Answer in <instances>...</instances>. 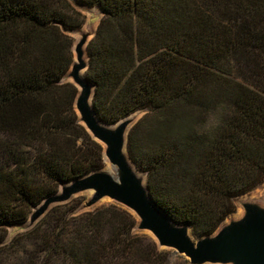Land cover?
Returning a JSON list of instances; mask_svg holds the SVG:
<instances>
[{
	"label": "trees",
	"instance_id": "obj_1",
	"mask_svg": "<svg viewBox=\"0 0 264 264\" xmlns=\"http://www.w3.org/2000/svg\"><path fill=\"white\" fill-rule=\"evenodd\" d=\"M89 8L93 109L107 124L143 113L126 148L159 209L211 235L264 182V0H0V264H189L115 202L55 205L7 242L105 165L64 78Z\"/></svg>",
	"mask_w": 264,
	"mask_h": 264
},
{
	"label": "water",
	"instance_id": "obj_2",
	"mask_svg": "<svg viewBox=\"0 0 264 264\" xmlns=\"http://www.w3.org/2000/svg\"><path fill=\"white\" fill-rule=\"evenodd\" d=\"M74 33L80 38L73 42V62L64 78L77 89L74 108L79 122L102 145L104 163L112 171L96 170L61 184L58 192L47 196L33 209L27 222L17 228L32 225L53 205L65 203L78 193L92 191L84 207L109 198L136 217L137 230L149 232L160 248L175 251L189 264H264V206L244 203L240 218L223 222L211 235L195 238L187 225L176 224L155 205L127 152L131 115L115 124H107L97 117L92 106L93 86L84 76L89 34L80 29Z\"/></svg>",
	"mask_w": 264,
	"mask_h": 264
},
{
	"label": "rangeland",
	"instance_id": "obj_3",
	"mask_svg": "<svg viewBox=\"0 0 264 264\" xmlns=\"http://www.w3.org/2000/svg\"><path fill=\"white\" fill-rule=\"evenodd\" d=\"M82 13L85 16V22H84V25L80 28V30L82 31V33H88L89 34L87 37V41H89L92 38V35L96 30V27L98 25V22H99L101 15L96 8L84 9L82 11ZM71 36L73 37L74 41H76L80 38V35L78 33H73ZM142 114H143L142 112H136L129 117L132 120L131 126L134 125L140 119ZM106 167L107 166L105 164L104 167L102 168V170H106ZM139 174L143 177V179L145 181V176L143 174H141L140 172H139ZM91 195H92V191H84V192L78 193L77 195L72 196L68 200L69 201L68 204L71 205L74 203H80L81 209L79 210V212H83V211L91 210L97 206L113 202L109 198H103L90 207H84L85 202L91 197ZM247 202L255 203V204H258L260 206H264V182L261 185H259L257 188H255L254 190H252V191H250V192H248V193H246V194L235 199V201H234L235 212L231 216H229L224 221V223H227L230 220H236V219L240 218L244 212L242 205L244 203H247ZM53 206H55V205H53ZM53 206H51V207H53ZM50 208H48V210ZM48 210H46V212ZM44 214L42 216H40L32 225H29L26 228H10L8 230L7 242L16 234L22 233V232L32 228L35 225V223L37 221H39L44 216ZM136 231H139V230L136 229ZM139 232H142V233L150 236L151 238H153L149 232H146V231H139ZM180 256H182V255H180ZM182 257H184V256H182Z\"/></svg>",
	"mask_w": 264,
	"mask_h": 264
},
{
	"label": "bare ground",
	"instance_id": "obj_4",
	"mask_svg": "<svg viewBox=\"0 0 264 264\" xmlns=\"http://www.w3.org/2000/svg\"><path fill=\"white\" fill-rule=\"evenodd\" d=\"M105 164H106V166H107V167H106V170L109 171V172H111V171H112L111 167H110L107 163H105Z\"/></svg>",
	"mask_w": 264,
	"mask_h": 264
}]
</instances>
